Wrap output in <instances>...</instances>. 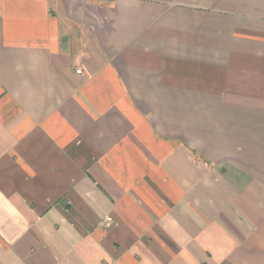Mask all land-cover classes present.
I'll return each mask as SVG.
<instances>
[{"label": "crops", "instance_id": "obj_1", "mask_svg": "<svg viewBox=\"0 0 264 264\" xmlns=\"http://www.w3.org/2000/svg\"><path fill=\"white\" fill-rule=\"evenodd\" d=\"M0 264H264V0H0Z\"/></svg>", "mask_w": 264, "mask_h": 264}, {"label": "built area", "instance_id": "obj_2", "mask_svg": "<svg viewBox=\"0 0 264 264\" xmlns=\"http://www.w3.org/2000/svg\"><path fill=\"white\" fill-rule=\"evenodd\" d=\"M78 72H80V70H77ZM108 222L106 223L107 225L110 224V218L107 220Z\"/></svg>", "mask_w": 264, "mask_h": 264}]
</instances>
